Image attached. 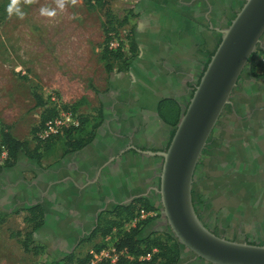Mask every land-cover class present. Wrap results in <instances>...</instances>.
Returning a JSON list of instances; mask_svg holds the SVG:
<instances>
[{
	"label": "rangeland",
	"instance_id": "rangeland-1",
	"mask_svg": "<svg viewBox=\"0 0 264 264\" xmlns=\"http://www.w3.org/2000/svg\"><path fill=\"white\" fill-rule=\"evenodd\" d=\"M90 1L62 0L64 7L60 8L58 3L61 0H19L24 12L20 18L15 15L9 17L6 13L9 0H0V122L10 128L15 139L26 144L28 156L45 149L47 141L41 142L39 137L40 120L43 114L54 113L58 105L61 109L71 110L80 122L93 117L98 111L102 112L98 109L99 106L103 108L101 104L114 105L120 101V94H116L114 88L126 84L121 81L120 75H127L136 58L134 53H130V48L134 42L137 18L129 17L127 12L140 9L142 0ZM146 1L148 6L153 7L162 2ZM49 11L53 15L49 16ZM125 17H128L127 24L116 32L105 33L106 21L113 22L112 27H116L117 22ZM107 37L109 49H119L122 55V59L112 62L113 72L110 75L101 60ZM262 39L264 43V37ZM260 51L264 53L262 45ZM261 57L257 54L256 59L259 61L263 59ZM254 81L256 79L251 78L248 70L242 73L231 105L217 123L208 140L207 150L203 151L195 169L192 200L203 224L215 229L221 238L264 244V154L254 152L250 144L245 148L241 146V141L254 136L264 146V126L261 127L256 119V108H250L246 100ZM34 94L40 99V105L36 104ZM189 97L190 94L181 105ZM259 132H263L262 138L258 136ZM63 148V140L59 138L54 140L50 149L61 151ZM230 150L237 154L235 159L228 158ZM6 161V151L0 146V166ZM142 161L147 170L146 158ZM156 162L161 164V159H156ZM234 170H240V191L235 190L238 186L233 184L230 176H226ZM2 171L0 213L6 218L0 225V264H48L52 259H63L69 255H73L74 259L89 255V249H55L56 246L52 245L54 239L43 236L34 239V233L39 229L33 232L32 226L24 221L22 212H13L14 198L9 202L7 195L13 194L14 189L5 188ZM153 174L154 170H151L145 179L149 176L152 179ZM139 177L136 175V180ZM227 180L231 183L228 189ZM138 181L141 182L140 179ZM138 181L136 199L144 198L157 208L154 194L146 189V185L137 188ZM245 206L251 210L240 215V208ZM151 213L155 216L138 217L133 223L125 224L123 230L149 218L154 220L144 228L141 238L151 234V230L155 233L167 230L164 219L158 221L160 212ZM158 222L162 225H157ZM107 237L110 239L103 240L105 249L114 242L115 236ZM36 240L44 243H37ZM100 243L101 239H92V245Z\"/></svg>",
	"mask_w": 264,
	"mask_h": 264
},
{
	"label": "crops",
	"instance_id": "crops-1",
	"mask_svg": "<svg viewBox=\"0 0 264 264\" xmlns=\"http://www.w3.org/2000/svg\"><path fill=\"white\" fill-rule=\"evenodd\" d=\"M159 3L153 7L142 0L140 9L133 11L137 18L133 35L137 55L127 75H120L126 84L114 88L120 101L98 107L104 118L92 141L80 150L65 149L66 145L61 151L41 152L39 162L24 154L13 168L2 171L3 185L14 189L13 194L7 195L9 202L14 198L13 212L21 211L27 221L30 215L26 211L40 207L43 226L34 233V239H54L55 249L82 247L91 251L94 245L88 239H101V233L96 232L98 227L101 229L111 219L117 206H128L136 199L139 179L137 188L146 185L155 196L153 189L161 165L156 159L160 158L147 152H161L172 132L159 117V105L173 100L181 108L220 41L219 31L229 25L244 0ZM261 45L264 49L262 41ZM249 90L247 103L256 108V119L262 127L264 77L256 79ZM262 133H258L260 138ZM255 137L241 141V146L250 144L254 152L264 154V146ZM234 153L228 151V158L235 159ZM145 158L147 170L142 161ZM151 170L152 179L149 175L145 179ZM236 171L232 173L240 175V170ZM136 175L141 177L136 180ZM185 263L208 264L183 249L179 264Z\"/></svg>",
	"mask_w": 264,
	"mask_h": 264
},
{
	"label": "water",
	"instance_id": "water-1",
	"mask_svg": "<svg viewBox=\"0 0 264 264\" xmlns=\"http://www.w3.org/2000/svg\"><path fill=\"white\" fill-rule=\"evenodd\" d=\"M220 41L188 101L161 159L153 190L164 232L186 251L208 264H264V244L221 238L200 220L192 203L193 178L208 140L228 106L251 56L264 37V0H244ZM192 94V95H191Z\"/></svg>",
	"mask_w": 264,
	"mask_h": 264
},
{
	"label": "trees",
	"instance_id": "trees-1",
	"mask_svg": "<svg viewBox=\"0 0 264 264\" xmlns=\"http://www.w3.org/2000/svg\"><path fill=\"white\" fill-rule=\"evenodd\" d=\"M86 1L88 3L91 2L90 0H86ZM99 1L100 0H98V2ZM127 13L129 17H134L133 11L130 10ZM107 18H109V16H107ZM127 22H128V17H125L121 21L117 22L116 27H112L113 22H110L108 20L104 23V31L107 34L110 32H116L117 29L123 27L125 24H127ZM108 44H109V38L107 37L105 40V47L101 54V60L104 64V69L106 73L110 75L113 72L112 62L122 59V55L119 49L116 50L109 49ZM137 51L138 50L136 43L134 42L131 43L130 53H134L135 56L137 55L136 54ZM257 54H260V56H262L261 58L264 59V53L258 50L251 56L248 62V66L246 68L251 78L254 79L264 77V63L262 59H260L259 61L256 59ZM211 55L208 57V60L211 57ZM207 62L205 63L204 69L206 67ZM203 71L201 72V75ZM201 75L199 76L197 83ZM194 88L192 89V91L194 90ZM34 98L36 104L40 105L41 103L38 96L34 94ZM181 112H182L181 108L173 100H164L159 105L158 108L159 117L166 125H168L172 129V132L170 133L171 137L173 136L174 133L173 129L176 127L178 123ZM55 115H56V109H54V113L51 112L50 114H43L40 120V127H42L47 120L51 119ZM102 117H103L102 113L98 111L96 115H94L93 117L84 118L80 120L78 127L66 129L60 135L54 137V139L50 138L49 141L47 140L46 143L47 145L45 146V149H43V152L51 150L50 148L54 144V140L59 138H62L64 146L68 145L65 149H70L71 151H75L84 148L87 144H89L92 141L94 132L101 125ZM0 146L5 149L7 155V161L5 162V165L0 166V172L4 168L13 167L21 155L24 154L27 155L26 144L22 141L15 139L10 132V128L7 125L3 124L2 122H0ZM206 150L207 147L205 148V151ZM42 153L37 152L35 155H30L27 157L35 160L36 162H39V160L43 156ZM233 175L234 173L229 172L228 175L226 176L231 177L230 180L234 181L233 184L236 185V187L238 186L235 190L240 191V188L242 189L240 183V177H239L240 175H238L237 173H235V177H233ZM230 185H231L230 181L227 180L226 189H228ZM142 210L145 212L159 211L158 208L154 207L148 200L144 198H137L128 206H117L114 209V211L110 214V216H112L111 219L108 220L106 223H104L101 229L98 227L96 232H100L102 238H101V243L93 247L94 252H99L103 250L106 247L103 240L107 236L114 235L115 236L114 244L116 250L118 252L120 251L125 252V255L120 257L116 264H178L181 257V251L183 249L171 237L170 234H167L165 232L163 233L154 232L149 234L145 238L140 237L144 228L147 227L154 220V218L152 219L149 218L147 220L139 221L138 223L135 224L134 227H131L128 230H123V226L125 224L129 225L138 219L140 212ZM240 210L242 212L240 215H243V213L245 214V212L251 210V208L245 206L240 208ZM195 211L197 213L196 208ZM27 212L29 213L30 216L28 219H26L27 220L26 222L30 226H32L31 230L33 232L37 231L43 226V212L41 208L36 206L28 209ZM5 218L6 215L0 213V225L5 222ZM89 240H92V238L88 239V241ZM247 243L255 244L250 242ZM153 250H156V252L153 253ZM148 254L151 255L150 259L140 260V258H144ZM48 264H91V256L87 255L83 259H74L73 255H69L68 257H65L63 259H52L51 261L48 262ZM97 264H110V263L109 261H102Z\"/></svg>",
	"mask_w": 264,
	"mask_h": 264
},
{
	"label": "built area",
	"instance_id": "built-area-1",
	"mask_svg": "<svg viewBox=\"0 0 264 264\" xmlns=\"http://www.w3.org/2000/svg\"><path fill=\"white\" fill-rule=\"evenodd\" d=\"M264 63V59H262ZM53 102H55L54 99H52ZM57 106V105H56ZM56 109V115L52 117L51 119L47 120L40 130V139L41 142H45L49 140L50 138H54L58 135H60L64 130L69 128H75L79 125V120L75 116V114L71 110H64L61 109L58 105L55 107ZM152 217L155 216L154 213L151 212H145L141 211L139 218L143 219L145 217ZM110 239L107 237L105 240ZM156 250H153V253H155ZM89 255L91 256V264H97L102 261H109L110 264H116L118 259L125 255L124 251L118 252L115 248L114 242L109 245L106 249L99 252H94L93 250L89 251ZM150 254L146 255L144 258H140V260L143 259H150Z\"/></svg>",
	"mask_w": 264,
	"mask_h": 264
},
{
	"label": "clouds",
	"instance_id": "clouds-1",
	"mask_svg": "<svg viewBox=\"0 0 264 264\" xmlns=\"http://www.w3.org/2000/svg\"><path fill=\"white\" fill-rule=\"evenodd\" d=\"M58 7L63 8L64 4L61 0V2L58 3ZM6 13L9 17L15 15L17 17L22 18L24 15V12L21 10V7L19 5V0H9V3L6 7ZM49 16L53 15L51 11L47 13Z\"/></svg>",
	"mask_w": 264,
	"mask_h": 264
},
{
	"label": "flooded vegetation",
	"instance_id": "flooded-vegetation-1",
	"mask_svg": "<svg viewBox=\"0 0 264 264\" xmlns=\"http://www.w3.org/2000/svg\"><path fill=\"white\" fill-rule=\"evenodd\" d=\"M193 88H194V87H193ZM168 144H169V142H168ZM168 144H167L165 147H163V148L161 149V152L166 151V149H167V147H168ZM157 186H158V183H157ZM192 203H193V200H192ZM194 205H195V204L193 203V206H194ZM195 208L197 209V206H195ZM195 208H194V209H195ZM160 219H161V217L158 218V221H159ZM157 225H162V223H161V222H158ZM208 229H209L211 232H213L215 235L221 237L220 235H218V232L215 231V229H213V228H209V227H208Z\"/></svg>",
	"mask_w": 264,
	"mask_h": 264
}]
</instances>
